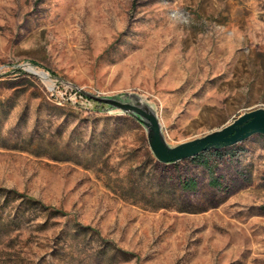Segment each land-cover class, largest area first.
Here are the masks:
<instances>
[{
  "label": "rangeland",
  "instance_id": "1",
  "mask_svg": "<svg viewBox=\"0 0 264 264\" xmlns=\"http://www.w3.org/2000/svg\"><path fill=\"white\" fill-rule=\"evenodd\" d=\"M81 90L171 146L264 108V0H0V264H264V135L164 164Z\"/></svg>",
  "mask_w": 264,
  "mask_h": 264
},
{
  "label": "water",
  "instance_id": "2",
  "mask_svg": "<svg viewBox=\"0 0 264 264\" xmlns=\"http://www.w3.org/2000/svg\"><path fill=\"white\" fill-rule=\"evenodd\" d=\"M81 93L109 108L131 113L141 120L148 129V142L157 160L164 164L176 163L198 156L202 152L234 146L254 134L264 135V108L259 107L244 112L230 124L212 131L202 137L171 146L164 137L157 114L140 102H128L116 97H105Z\"/></svg>",
  "mask_w": 264,
  "mask_h": 264
},
{
  "label": "trees",
  "instance_id": "3",
  "mask_svg": "<svg viewBox=\"0 0 264 264\" xmlns=\"http://www.w3.org/2000/svg\"><path fill=\"white\" fill-rule=\"evenodd\" d=\"M97 102V101H96ZM226 148V147H225ZM223 148H217V149H211V150H208V151H205V152H202L201 154H199L198 156L196 157H193V158H190V160H199L200 158H202L203 156H205V154L207 152H215V153H218L222 150ZM187 186H190V183H187Z\"/></svg>",
  "mask_w": 264,
  "mask_h": 264
},
{
  "label": "bare ground",
  "instance_id": "4",
  "mask_svg": "<svg viewBox=\"0 0 264 264\" xmlns=\"http://www.w3.org/2000/svg\"><path fill=\"white\" fill-rule=\"evenodd\" d=\"M34 66H32V67H29V70H30V72L32 71V72H34V73H36V74H39V75H41L43 78H46V76L45 75H43L41 72H39L38 70H36L35 68H33Z\"/></svg>",
  "mask_w": 264,
  "mask_h": 264
}]
</instances>
